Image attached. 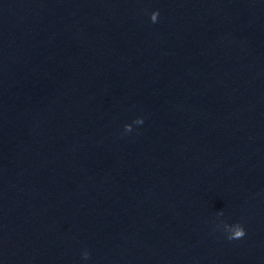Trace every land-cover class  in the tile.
I'll return each instance as SVG.
<instances>
[{
	"label": "clouds",
	"instance_id": "clouds-1",
	"mask_svg": "<svg viewBox=\"0 0 264 264\" xmlns=\"http://www.w3.org/2000/svg\"><path fill=\"white\" fill-rule=\"evenodd\" d=\"M244 235H245V231H244V229H243V228H240V229H238V230L234 233V235H232V236H230V237H228V238H229V239H241V238L244 237Z\"/></svg>",
	"mask_w": 264,
	"mask_h": 264
}]
</instances>
